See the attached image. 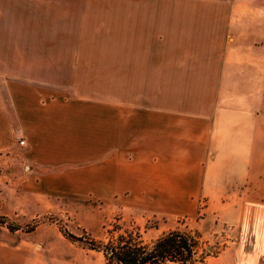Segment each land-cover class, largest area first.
<instances>
[{
	"label": "crops",
	"instance_id": "0c3cea01",
	"mask_svg": "<svg viewBox=\"0 0 264 264\" xmlns=\"http://www.w3.org/2000/svg\"><path fill=\"white\" fill-rule=\"evenodd\" d=\"M0 157L12 221L200 201L264 263V0H0ZM43 230L0 227V264H70Z\"/></svg>",
	"mask_w": 264,
	"mask_h": 264
},
{
	"label": "rangeland",
	"instance_id": "374dc122",
	"mask_svg": "<svg viewBox=\"0 0 264 264\" xmlns=\"http://www.w3.org/2000/svg\"><path fill=\"white\" fill-rule=\"evenodd\" d=\"M19 155H23L22 152ZM22 164L20 160L0 157V178H4V174L7 173L15 176L16 171H24ZM3 186L0 180V187ZM139 197L118 196L109 201L63 200L51 204L48 211L29 222L17 220L13 222L23 228L22 234L28 233L26 232L28 227L36 223H39L38 227L44 226L46 230L36 234L52 237L54 243L69 254L70 264H106V261L102 253L84 249L81 245L64 238L61 233L62 228L78 237L83 236L103 242H108L119 234L116 226L124 229L139 228L147 243L175 229L199 233L207 247L219 253L207 258L201 264L248 263L250 256L256 252L254 238L251 235H242L237 227L225 224L216 214L209 211L207 206L200 204V201L197 210L191 214L157 213L156 204L149 197L147 199L145 196L148 200L145 202L133 201Z\"/></svg>",
	"mask_w": 264,
	"mask_h": 264
},
{
	"label": "trees",
	"instance_id": "16d2710c",
	"mask_svg": "<svg viewBox=\"0 0 264 264\" xmlns=\"http://www.w3.org/2000/svg\"><path fill=\"white\" fill-rule=\"evenodd\" d=\"M38 225L28 227L26 232L35 231ZM0 227H7L12 233L23 229L5 216H0ZM115 228L119 234L108 242L78 237L63 228L61 233L84 249L102 253L106 264H201L219 254L207 247L199 233L175 229L147 243L139 228Z\"/></svg>",
	"mask_w": 264,
	"mask_h": 264
},
{
	"label": "built area",
	"instance_id": "2783aa9c",
	"mask_svg": "<svg viewBox=\"0 0 264 264\" xmlns=\"http://www.w3.org/2000/svg\"><path fill=\"white\" fill-rule=\"evenodd\" d=\"M20 144H21L22 146H24V145H25V141H24V140H21V141H20Z\"/></svg>",
	"mask_w": 264,
	"mask_h": 264
}]
</instances>
